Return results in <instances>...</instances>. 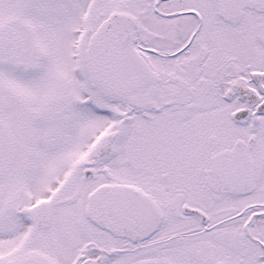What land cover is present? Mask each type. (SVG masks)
<instances>
[{
    "label": "snow or ice",
    "instance_id": "snow-or-ice-1",
    "mask_svg": "<svg viewBox=\"0 0 264 264\" xmlns=\"http://www.w3.org/2000/svg\"><path fill=\"white\" fill-rule=\"evenodd\" d=\"M0 264H264V0H0Z\"/></svg>",
    "mask_w": 264,
    "mask_h": 264
}]
</instances>
